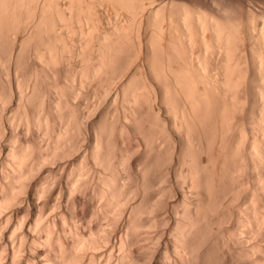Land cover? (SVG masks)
Here are the masks:
<instances>
[{"label":"bare ground","instance_id":"bare-ground-1","mask_svg":"<svg viewBox=\"0 0 264 264\" xmlns=\"http://www.w3.org/2000/svg\"><path fill=\"white\" fill-rule=\"evenodd\" d=\"M0 264H264V0H0Z\"/></svg>","mask_w":264,"mask_h":264},{"label":"rangeland","instance_id":"rangeland-1","mask_svg":"<svg viewBox=\"0 0 264 264\" xmlns=\"http://www.w3.org/2000/svg\"><path fill=\"white\" fill-rule=\"evenodd\" d=\"M113 21H115V18L113 17Z\"/></svg>","mask_w":264,"mask_h":264}]
</instances>
